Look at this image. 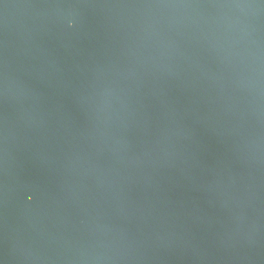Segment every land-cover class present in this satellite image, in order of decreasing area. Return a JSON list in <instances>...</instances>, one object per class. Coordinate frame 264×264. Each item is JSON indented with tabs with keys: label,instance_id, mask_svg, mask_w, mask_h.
<instances>
[{
	"label": "water",
	"instance_id": "obj_1",
	"mask_svg": "<svg viewBox=\"0 0 264 264\" xmlns=\"http://www.w3.org/2000/svg\"><path fill=\"white\" fill-rule=\"evenodd\" d=\"M0 264H264V0H0Z\"/></svg>",
	"mask_w": 264,
	"mask_h": 264
}]
</instances>
